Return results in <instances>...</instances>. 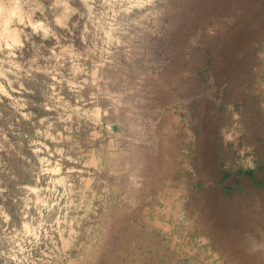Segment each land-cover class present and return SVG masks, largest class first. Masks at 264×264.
<instances>
[{"label": "rangeland", "instance_id": "obj_1", "mask_svg": "<svg viewBox=\"0 0 264 264\" xmlns=\"http://www.w3.org/2000/svg\"><path fill=\"white\" fill-rule=\"evenodd\" d=\"M164 23L153 56L159 65L154 106L163 112L154 117L156 145L145 150V168L133 177L138 187L126 176L116 184L97 172L99 162L82 173L92 181L87 187L74 173L79 207L69 219L76 235L66 248L57 236L59 251L51 245L47 257L36 251L38 261L264 264V253L249 252L264 242V0H170ZM32 110L37 120L49 115ZM16 127L49 149L69 146L35 137L30 123ZM71 135L87 151L84 132L74 126ZM24 143L27 159L13 153L8 161L19 179L0 176L9 187L0 203L14 219L13 199L24 195L17 185L34 183L26 169L36 158Z\"/></svg>", "mask_w": 264, "mask_h": 264}, {"label": "clouds", "instance_id": "obj_2", "mask_svg": "<svg viewBox=\"0 0 264 264\" xmlns=\"http://www.w3.org/2000/svg\"><path fill=\"white\" fill-rule=\"evenodd\" d=\"M169 9L170 0H0V105L9 113L0 111V176L19 179L8 161L13 153L27 159L25 139L36 158L26 169L34 183L17 185L24 195L13 199L15 219L0 203V264H44L33 253L47 257L49 245L59 251L57 236L68 246L76 235L69 213L79 207L74 173L87 187L92 181L82 173L99 162L97 172L116 184L126 176L138 187L133 177L145 168V150L156 145L154 117L163 112L154 106V38L163 36ZM36 107L49 115L37 120ZM21 121L32 124L35 137L69 146L49 149L19 132ZM74 126L84 132L87 151L73 143ZM8 192L0 179V200ZM249 252L264 253V242Z\"/></svg>", "mask_w": 264, "mask_h": 264}]
</instances>
